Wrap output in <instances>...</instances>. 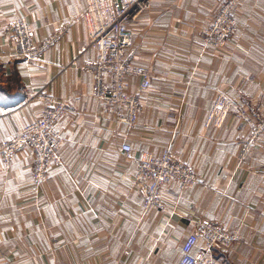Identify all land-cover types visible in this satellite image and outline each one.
Segmentation results:
<instances>
[{
    "label": "crops",
    "instance_id": "obj_1",
    "mask_svg": "<svg viewBox=\"0 0 264 264\" xmlns=\"http://www.w3.org/2000/svg\"><path fill=\"white\" fill-rule=\"evenodd\" d=\"M225 1L152 0L129 23L132 63L152 79L128 128L93 96L92 75L82 67L97 57L80 17L86 0H0V142L42 110L38 100L26 104L31 93L70 106L56 127L62 165L46 180H34L29 150L8 169L0 161V264H177L200 221L239 229L228 250H213L214 264H264V135L237 164L246 128L236 109L221 127L207 125L218 92L264 117V0H241L236 35L223 50L202 51L201 31ZM21 15L40 42L66 28L32 62L11 55L9 25ZM126 80L130 94L139 91L138 77ZM123 142L131 145L129 159ZM165 148L199 182L181 192L165 184L164 212H144L136 159Z\"/></svg>",
    "mask_w": 264,
    "mask_h": 264
},
{
    "label": "built area",
    "instance_id": "obj_2",
    "mask_svg": "<svg viewBox=\"0 0 264 264\" xmlns=\"http://www.w3.org/2000/svg\"><path fill=\"white\" fill-rule=\"evenodd\" d=\"M240 2L226 0L219 7L214 18L201 31L202 51L223 50L236 35L238 24L234 12ZM151 3L152 0H86V10L81 16L88 45L97 51L96 59L82 66L92 75V94L106 105L107 112L116 122L128 128H133L137 123L142 108L141 93L149 88L152 79L148 71L132 63L134 38L128 25L147 12ZM9 31L12 34L11 55L15 60L24 62L36 60L54 44L61 33L37 41L22 15L11 22ZM84 51L85 47L78 54ZM106 76L108 82L105 81ZM128 77L139 78L138 92H128ZM33 100L43 104L42 110L30 124L0 142V161L8 169L16 154L29 150L33 159L32 176L37 183H42L52 167L62 165L60 148L63 137L56 127L68 115L70 106L67 101L41 92L31 93L26 104ZM233 109H236L246 128L237 155V164H240L264 135V117L247 103L236 107L233 100L218 92L207 125L221 127ZM120 151L125 159L131 157L129 143L123 142ZM133 181L141 195L143 211L154 209L164 212L163 186L173 182L181 192L197 184L199 176L187 162L177 160L170 148H165L159 155H139ZM197 225L198 232L188 234L183 241L177 264H214L213 250H228L239 239V229L225 230L214 221H200ZM198 245V252L193 253Z\"/></svg>",
    "mask_w": 264,
    "mask_h": 264
},
{
    "label": "bare ground",
    "instance_id": "obj_3",
    "mask_svg": "<svg viewBox=\"0 0 264 264\" xmlns=\"http://www.w3.org/2000/svg\"><path fill=\"white\" fill-rule=\"evenodd\" d=\"M86 10V9H85ZM81 17V16H80ZM86 34V33H85ZM84 70V69H83ZM216 97V96H215Z\"/></svg>",
    "mask_w": 264,
    "mask_h": 264
}]
</instances>
